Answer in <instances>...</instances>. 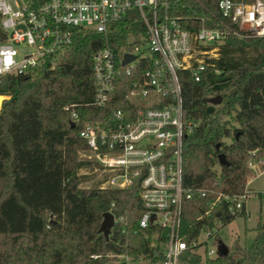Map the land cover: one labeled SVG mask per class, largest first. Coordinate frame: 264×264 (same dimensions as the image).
Instances as JSON below:
<instances>
[{"label":"trees","instance_id":"trees-1","mask_svg":"<svg viewBox=\"0 0 264 264\" xmlns=\"http://www.w3.org/2000/svg\"><path fill=\"white\" fill-rule=\"evenodd\" d=\"M218 2L168 0L169 15L186 29L206 26L224 34L200 82L188 71L179 73L185 115L198 122L184 141V186L209 192L184 202L182 235L189 243L203 232L217 238L220 226L237 217L223 205L211 208L216 193L245 192L251 153L264 155V37H239L238 27L221 16ZM138 31L144 29L137 15L118 23L108 38L76 31L72 45L57 59L1 79L0 95L8 99L0 110V264H105L108 259L91 256L126 251V241L135 258L152 256L149 241L123 235L120 225L109 241L99 233L110 210L125 218L130 231L137 227L143 214L139 188L103 189L100 182L82 188L86 177L80 171L93 165L79 159L88 149L79 137L83 124L127 109L125 95L133 80L122 78L109 105L96 109L91 105L93 55L107 43L119 49ZM218 96L221 103L213 104ZM73 112L79 115L75 127L70 124ZM220 155L227 165H220ZM254 232L250 248L208 258L205 264H264V222ZM199 262V257L192 261Z\"/></svg>","mask_w":264,"mask_h":264},{"label":"built area","instance_id":"built-area-1","mask_svg":"<svg viewBox=\"0 0 264 264\" xmlns=\"http://www.w3.org/2000/svg\"><path fill=\"white\" fill-rule=\"evenodd\" d=\"M168 9V0H0V81L57 59L72 45L76 31L108 38L118 23L134 15L143 25L144 31L131 34L125 45L116 49L107 43L92 59L96 88L91 105L106 108L127 77L133 79L125 95L128 108L112 110L106 120L85 122L79 133L88 147L80 156L100 175V188H139L143 214L134 230L124 217L109 212L114 228L120 225L127 237L140 235L152 251L151 257L135 258L126 241V251L91 256L108 259L105 264H193L207 244L199 237L189 243L182 235L184 202L209 192L184 186V141L198 122L185 115L179 73L188 71L200 82L210 59L218 56L224 34L206 26L186 29ZM218 10L238 27L239 37H264V0H219ZM21 44L32 52L19 60L16 46ZM126 55L135 60L124 65ZM71 122L77 126V113ZM249 166L257 177L264 175V155L252 152ZM251 181L241 194L216 193L211 208L220 204L242 215L253 195ZM215 255L206 250L205 262Z\"/></svg>","mask_w":264,"mask_h":264},{"label":"rangeland","instance_id":"rangeland-1","mask_svg":"<svg viewBox=\"0 0 264 264\" xmlns=\"http://www.w3.org/2000/svg\"><path fill=\"white\" fill-rule=\"evenodd\" d=\"M16 48L18 50L17 58L19 60L26 54L32 52V49L24 44L17 45ZM79 159L83 160L80 154ZM80 175L86 177L84 183L81 184L82 188L95 187L100 181V175L94 173L91 168L82 169ZM250 178L252 181L248 188L253 195L247 201L246 214L236 217L227 225H221L217 238L207 239L206 232H203L199 237L200 243L207 241V244L200 249L202 255L200 258L201 264H205L207 258L206 250H213L216 253L215 259L220 255L222 247H225L233 253L238 248L243 250L244 248H250L252 246L255 239L254 229L260 221L264 222V175L257 177L256 173L252 172Z\"/></svg>","mask_w":264,"mask_h":264},{"label":"water","instance_id":"water-1","mask_svg":"<svg viewBox=\"0 0 264 264\" xmlns=\"http://www.w3.org/2000/svg\"><path fill=\"white\" fill-rule=\"evenodd\" d=\"M135 60V57L132 55H126L123 64L126 65L127 63L131 62ZM0 98L2 99L0 101V110L2 109L3 103L5 100H7L6 96L4 95H0ZM222 101L221 96L215 97L214 99H212V103L213 104H220ZM71 127H75V123L71 122ZM219 163L220 165H227V161L224 155H220L219 156ZM115 222H114V215L110 212H107L103 215V221L101 223L100 229H99V233L103 234V236L105 237L106 241H109L110 235L112 233V229L114 228ZM228 254V249H226L225 247H222V251L220 253V255H227Z\"/></svg>","mask_w":264,"mask_h":264},{"label":"bare ground","instance_id":"bare-ground-1","mask_svg":"<svg viewBox=\"0 0 264 264\" xmlns=\"http://www.w3.org/2000/svg\"><path fill=\"white\" fill-rule=\"evenodd\" d=\"M2 99L0 98V101H1Z\"/></svg>","mask_w":264,"mask_h":264}]
</instances>
